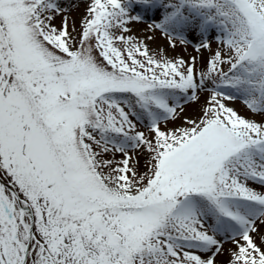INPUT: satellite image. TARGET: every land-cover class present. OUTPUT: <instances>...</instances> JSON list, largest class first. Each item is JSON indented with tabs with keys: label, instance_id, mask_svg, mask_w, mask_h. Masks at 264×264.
I'll return each instance as SVG.
<instances>
[{
	"label": "snow or ice",
	"instance_id": "snow-or-ice-1",
	"mask_svg": "<svg viewBox=\"0 0 264 264\" xmlns=\"http://www.w3.org/2000/svg\"><path fill=\"white\" fill-rule=\"evenodd\" d=\"M85 2L0 0V264H264V0Z\"/></svg>",
	"mask_w": 264,
	"mask_h": 264
},
{
	"label": "rangeland",
	"instance_id": "rangeland-1",
	"mask_svg": "<svg viewBox=\"0 0 264 264\" xmlns=\"http://www.w3.org/2000/svg\"><path fill=\"white\" fill-rule=\"evenodd\" d=\"M74 2L78 4V7L73 8L72 11L70 13H68V15L70 17V21L71 20L76 21L77 35H78L79 31H80V28H79L80 20H81V17L84 15L85 8H86V2H85V0H74ZM56 24L59 27V25H60L59 19L56 20ZM131 34L137 36L140 40H144L147 43L151 53L155 54L157 48H160L163 50L164 54H166V56L169 59L183 58L185 61H190L191 57L194 56L192 54H198L194 50V48L191 44L187 46L186 50H185L184 46H181L179 44H177V47L175 49H172L168 46L166 39L159 40L158 38H154L151 41L146 40L147 35L152 34V32L147 31V27L144 29V33H136L135 32V33H131ZM194 43H195V41H194ZM216 48H217V44L215 42H213L212 43V49L215 50ZM200 54L202 56L204 54V58L202 59L201 62H198V60H197V68H202L203 67V61L205 59L209 58L211 55L210 52H208L207 50H203V49L201 50ZM157 58H159V57H157ZM208 95H209V93H207V92L200 93L199 101L195 102V103L186 104L184 107V111L180 115V118L177 119L175 121V123L169 122L167 127L172 128V127L179 126L182 124V122L185 118L197 119L201 115V109L205 105V101L208 98ZM229 106L233 107L237 110V108L234 106L233 103H230ZM238 113L242 116H245V117L254 118L251 116L250 112H249V115H243L239 111H238ZM138 128H140L141 131H145V129L143 127H141L140 125H138ZM137 155H139V154H137ZM117 159H120V157L118 156ZM140 159H141V170H143V156H140ZM224 247H225V254L217 257V264H227V261H228L227 249L231 248L232 245L230 243H225Z\"/></svg>",
	"mask_w": 264,
	"mask_h": 264
},
{
	"label": "bare ground",
	"instance_id": "bare-ground-1",
	"mask_svg": "<svg viewBox=\"0 0 264 264\" xmlns=\"http://www.w3.org/2000/svg\"><path fill=\"white\" fill-rule=\"evenodd\" d=\"M146 27H147V25L144 24V23L137 24V25H133V33H135V32L136 33H144V29ZM149 35H154V38H158L159 40L165 39L159 32H156L155 34L152 33V34H149ZM149 35H147V36H149ZM199 54L200 53H198V54H192V55H194L195 57H197L198 62H201L202 59L204 58V54H203V56L201 54L200 55ZM233 104H234V106L237 108V110L241 114H243V115H249L248 110L246 108H244L243 105L239 101H236ZM254 118L256 120H258V121H260L261 119H264V118H262L260 116H255ZM251 186L252 187H256L255 185H251Z\"/></svg>",
	"mask_w": 264,
	"mask_h": 264
}]
</instances>
